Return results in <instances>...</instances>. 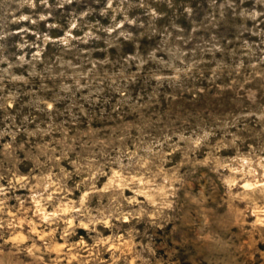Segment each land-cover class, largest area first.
I'll return each mask as SVG.
<instances>
[{"label":"clouds","instance_id":"clouds-1","mask_svg":"<svg viewBox=\"0 0 264 264\" xmlns=\"http://www.w3.org/2000/svg\"><path fill=\"white\" fill-rule=\"evenodd\" d=\"M177 2L0 0V264H264V0Z\"/></svg>","mask_w":264,"mask_h":264},{"label":"rangeland","instance_id":"rangeland-1","mask_svg":"<svg viewBox=\"0 0 264 264\" xmlns=\"http://www.w3.org/2000/svg\"><path fill=\"white\" fill-rule=\"evenodd\" d=\"M192 7L195 10V13L199 15V19L195 21L196 24H200L201 21L204 19V14L202 12V8L207 9V4H201V0H191ZM177 6L179 7V0L177 2ZM182 10V9H181ZM25 12L28 11V9H24ZM217 19L219 20V15L217 14ZM107 23V21H104ZM180 23L188 28V23L181 18ZM23 25H12L13 28H17ZM41 28H43V25H41ZM190 32V28H189ZM63 33L60 32L59 30L55 31L52 33L53 36H58L62 35ZM211 35L216 36V40L219 42L220 47L224 49L223 52H216L215 54L213 53H208L205 56V59L209 65L208 71H211L212 69H215L218 67V74L221 75V79L224 78V76L227 74L228 69L226 68V64H231L233 59H237L242 55L240 52L241 44L244 39H247L250 44H258L260 43V38L258 37H249L248 35H244L241 37L240 31L237 28L226 26L223 22H220L217 24L216 28H211L210 26L202 28L199 32L196 33V37L194 39V43H197L199 46H203L205 41L210 40ZM11 39L19 40V37H14ZM28 39L30 41H34L35 37L29 36ZM160 38L156 37H151L150 35H146L142 38L141 40V47H145L146 45L150 43L156 42ZM117 44V47H122L123 51L128 52V53H133L134 52V45H132L128 41H123L121 38L120 42H113ZM210 46V45H209ZM100 47H107V44L100 42ZM117 47H113L110 51L115 54L117 51ZM261 47H264V45H261ZM25 51H29V55H31V52L35 51V49L28 50L26 49ZM53 46L51 44L48 45L47 50L44 53V56L47 58L49 56L50 52H53ZM98 59H102L103 55L99 52H97L96 57ZM234 66V65H233ZM18 71H23V70H18ZM26 74V73H25ZM220 83V81H218ZM207 179L205 176H201V180ZM192 186V185H190ZM13 203H15L13 201ZM210 212L215 213L216 209L212 208L209 209ZM194 215V213L192 214ZM260 247L264 249V244H261ZM255 259L254 257H248V260L250 264H255Z\"/></svg>","mask_w":264,"mask_h":264}]
</instances>
